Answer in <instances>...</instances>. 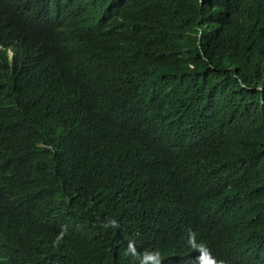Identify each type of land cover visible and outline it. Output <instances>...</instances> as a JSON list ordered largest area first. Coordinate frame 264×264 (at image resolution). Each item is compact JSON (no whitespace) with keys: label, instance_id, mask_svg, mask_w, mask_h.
<instances>
[{"label":"trees","instance_id":"trees-1","mask_svg":"<svg viewBox=\"0 0 264 264\" xmlns=\"http://www.w3.org/2000/svg\"><path fill=\"white\" fill-rule=\"evenodd\" d=\"M245 6L0 0V264H139L129 242L175 264L187 229L264 264V31Z\"/></svg>","mask_w":264,"mask_h":264},{"label":"clouds","instance_id":"clouds-1","mask_svg":"<svg viewBox=\"0 0 264 264\" xmlns=\"http://www.w3.org/2000/svg\"><path fill=\"white\" fill-rule=\"evenodd\" d=\"M245 22L248 26L255 25L258 31H264V0H245ZM264 42V34L260 37ZM12 57V52H9ZM108 227H119L116 220H110L103 225ZM67 235V226H64L56 235L52 242L53 247H58ZM188 251L175 264H234L223 258H218L210 248L203 242L196 241V233L187 229ZM124 255L132 256L139 261V264H163V257L159 250H145L144 253L138 252L135 242H129L124 250Z\"/></svg>","mask_w":264,"mask_h":264}]
</instances>
